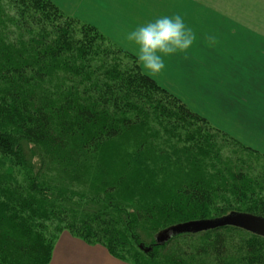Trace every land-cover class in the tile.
Segmentation results:
<instances>
[{"label": "trees", "instance_id": "trees-1", "mask_svg": "<svg viewBox=\"0 0 264 264\" xmlns=\"http://www.w3.org/2000/svg\"><path fill=\"white\" fill-rule=\"evenodd\" d=\"M231 211L264 217V154L93 24L0 0V264H46L64 230L131 264H264V236L234 226L155 244Z\"/></svg>", "mask_w": 264, "mask_h": 264}, {"label": "crops", "instance_id": "crops-1", "mask_svg": "<svg viewBox=\"0 0 264 264\" xmlns=\"http://www.w3.org/2000/svg\"><path fill=\"white\" fill-rule=\"evenodd\" d=\"M68 1L82 3L89 1L91 12H105L100 16L106 18H116L113 13L120 12L124 4L132 11L133 19H153L161 15L178 13L187 20V26L188 24L193 26L195 22L201 21L198 23L201 24L198 26L202 29L201 36L194 35L196 37L188 49L194 55L190 58L184 55L188 50L177 53L180 64L187 66L195 60L197 64L201 62L202 82L205 88L203 93L207 97L203 104L212 105L210 98L217 99L219 102L217 122L222 126L220 128L234 131L233 127L241 126L246 130L261 128L264 131V0H233V11L230 10V6L228 9H222L223 15L218 14L216 17L217 27L208 32L203 28L210 29L209 0L205 8L202 7L205 0H202L200 4L204 9L202 12L190 6L192 3L196 4L198 0ZM218 2L222 3V0ZM103 6H106L105 11L102 10ZM191 29H194V26ZM192 32L196 34L195 30ZM211 34H217V40L211 39ZM213 84L218 85V93L210 97L208 89ZM209 107L210 105L206 106L207 110ZM211 118L213 119L212 116ZM61 241L62 244L59 241L56 245L58 264H127L109 255L100 245H87L65 235Z\"/></svg>", "mask_w": 264, "mask_h": 264}, {"label": "rangeland", "instance_id": "rangeland-1", "mask_svg": "<svg viewBox=\"0 0 264 264\" xmlns=\"http://www.w3.org/2000/svg\"><path fill=\"white\" fill-rule=\"evenodd\" d=\"M52 2L56 3L58 7L62 10V12L67 13L69 15H72L74 18H78L84 21H87L91 24H93L98 30H100L103 34L107 35L108 38L111 39V41L122 48L129 50L130 52L134 53L133 46H131L125 39L126 33L135 27L136 25L143 24L148 22L152 19H133L132 17V11L128 10L127 7L122 4L123 9H121L118 13H113L114 16H117L116 18H106L105 16H100V14L104 13H95L91 12V4L89 1H86L85 3L82 2H73L68 0H51ZM195 1V0H193ZM226 1V3H225ZM140 2V0H139ZM207 0H205L202 7L207 6ZM231 2V3H228ZM186 3V2H185ZM202 0H198L196 4H190L191 7L194 6V10H199V12L203 11L201 4ZM139 4V3H137ZM189 4V3H188ZM240 5V2H239ZM248 5V3H247ZM110 4L108 5V8H110ZM186 6V4H185ZM209 10L210 13V29L203 28L205 32H208L209 30H215V27H217L216 21L218 14L223 15L221 12L222 9H228V6H230V10L233 11L234 5L233 0H222V3H219L218 0H209ZM102 10H106V6H103ZM135 10V9H133ZM110 14V13H109ZM142 15V12L140 13ZM202 20V18H200ZM219 20V19H218ZM60 21H63L61 19ZM185 23H187V20L184 19ZM189 21V20H188ZM75 22V21H74ZM71 22L72 25L75 23ZM201 22V21H200ZM198 22V23H200ZM195 22L194 29L196 31V34L194 35H200L202 32L200 27L201 24H198ZM204 23V22H203ZM188 24V27H193ZM37 30V28H35ZM76 38L80 37L81 34H75ZM201 36V35H200ZM199 36V37H200ZM196 36H194L195 38ZM218 35L217 34H211L210 38L217 40ZM102 53V52H101ZM95 55L96 59V65L100 64H106L108 59L102 58L101 54L100 57L98 56V52H94L93 55ZM184 55H187L188 58L190 56H193V52H190L188 50L184 53ZM201 62L197 64V61L195 60L192 62V64H189L187 66L180 64L179 62V55L173 54L171 56H168L165 58V69L156 75H150L153 77L162 87L167 89L169 92L175 94L177 97H179L182 101H184L187 105H189L193 110L200 113L201 115H204L213 125L218 127L219 129L223 130L222 126H220L219 122H217V117L219 118V106L217 99L210 98L212 105H210L209 109L207 110L206 106L203 104L204 101L207 100V97L204 96L203 91L205 90L204 84L202 82V66L200 65ZM218 85L213 84L210 86L209 90V96L212 97V94L218 93ZM203 99V100H202ZM204 113V114H203ZM213 117V119L211 118ZM234 131L231 130H223L227 134L231 135L235 139H237L241 144L247 146L250 148V150H256L258 153L264 154V131L260 128V130H246L245 128L241 126L233 127ZM214 212V211H212ZM63 235L66 237L75 238L77 240H80L81 242L87 244V245H100L102 246L112 257L115 259H118L124 263L131 264L130 262L124 261L115 255L111 254L107 248L101 244H88L84 242L82 239H80L77 236L72 235L68 231H61L54 239V245L51 250V255L49 258V261L46 264H58L57 263V255H58V249H57V242L62 244V238ZM56 248V249H55ZM52 262V263H51Z\"/></svg>", "mask_w": 264, "mask_h": 264}, {"label": "clouds", "instance_id": "clouds-1", "mask_svg": "<svg viewBox=\"0 0 264 264\" xmlns=\"http://www.w3.org/2000/svg\"><path fill=\"white\" fill-rule=\"evenodd\" d=\"M133 46L137 62L150 75L165 69V58L187 51L193 44L194 34L184 18L178 14L161 15L136 25L125 36Z\"/></svg>", "mask_w": 264, "mask_h": 264}, {"label": "water", "instance_id": "water-1", "mask_svg": "<svg viewBox=\"0 0 264 264\" xmlns=\"http://www.w3.org/2000/svg\"><path fill=\"white\" fill-rule=\"evenodd\" d=\"M222 226H234L264 236V217L249 212L231 211L227 214L214 217L189 220L170 225L155 234V244H162L172 235L184 232H200ZM148 251L151 247H143Z\"/></svg>", "mask_w": 264, "mask_h": 264}]
</instances>
